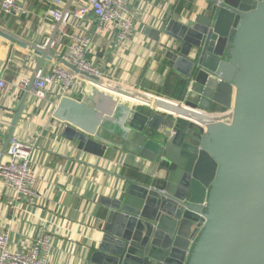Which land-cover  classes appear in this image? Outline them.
Masks as SVG:
<instances>
[{"label":"water","instance_id":"obj_1","mask_svg":"<svg viewBox=\"0 0 264 264\" xmlns=\"http://www.w3.org/2000/svg\"><path fill=\"white\" fill-rule=\"evenodd\" d=\"M205 1L195 18L191 10L146 29L163 45L178 99L58 58L51 45L60 23L44 47L0 23L1 38L40 57L3 153L45 60L120 97L119 127L106 137L87 124L81 100L62 96L53 111L79 150L136 158L125 176L111 173L127 185H107L96 201L100 224L84 264H264V0Z\"/></svg>","mask_w":264,"mask_h":264},{"label":"crops","instance_id":"obj_2","mask_svg":"<svg viewBox=\"0 0 264 264\" xmlns=\"http://www.w3.org/2000/svg\"><path fill=\"white\" fill-rule=\"evenodd\" d=\"M29 10L20 17H4L0 23L12 32L35 43H44L54 33L51 20L45 18L44 0H26ZM136 14L134 39L121 49L113 46L116 24L98 28L93 19L88 32L93 37L88 58L102 66L109 79L136 87L155 95L165 94L178 99L182 91L168 79L162 43L146 34L147 28L161 29L170 18H183L192 10L195 18L206 10L205 0H131ZM11 55V61L7 60ZM40 57L0 37V64H7V77L12 81L31 79ZM57 61L45 60L42 68L50 70ZM26 91L11 83L0 97V134H8L14 111ZM62 96L81 100L80 106L88 125H96L100 136H110L119 127L118 95L79 80L69 92L61 84H53L46 98L35 100L29 94L14 136L33 142V160L39 194L34 207L15 205L10 189L0 181V231L11 228L9 246L12 250L28 248L45 226L53 235V252L49 264H84L95 227L100 224L96 203L109 186L127 185L115 174L126 175L136 158L121 149H108L98 158L76 147L62 137V123L53 111ZM111 138L115 139L116 136ZM95 217V218H94Z\"/></svg>","mask_w":264,"mask_h":264},{"label":"built area","instance_id":"obj_3","mask_svg":"<svg viewBox=\"0 0 264 264\" xmlns=\"http://www.w3.org/2000/svg\"><path fill=\"white\" fill-rule=\"evenodd\" d=\"M131 0H44L45 18L50 19L51 27L60 23L51 49L54 54L75 66L81 72L98 78H109L106 70L89 60L93 37L89 34L90 19L98 28L106 24H116L117 34L114 48L121 49L134 39L136 14L131 8ZM29 12L26 0H0V14L4 17H20ZM44 43H38L44 47ZM11 61V58L7 60ZM7 64L0 66V97L13 83L18 89L27 91L30 79L23 78L10 82L7 77ZM77 75L62 68L57 61L50 70L41 68L29 92L35 100L46 98L50 87L61 84L64 92H69L79 82ZM0 134V181L11 190L15 205L25 203L34 207L39 194L35 188L37 177L34 171L33 155L36 146L16 136L10 140L5 153ZM11 228L0 231V264H49L53 252V235L43 226L41 233L32 245L24 250H12L9 246Z\"/></svg>","mask_w":264,"mask_h":264}]
</instances>
